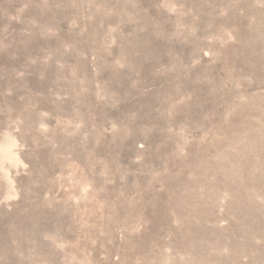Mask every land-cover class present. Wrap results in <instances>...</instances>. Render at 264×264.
<instances>
[{
	"label": "rangeland",
	"instance_id": "1",
	"mask_svg": "<svg viewBox=\"0 0 264 264\" xmlns=\"http://www.w3.org/2000/svg\"><path fill=\"white\" fill-rule=\"evenodd\" d=\"M0 264H264V0H0Z\"/></svg>",
	"mask_w": 264,
	"mask_h": 264
}]
</instances>
